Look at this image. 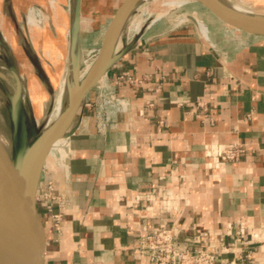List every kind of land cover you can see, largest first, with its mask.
Wrapping results in <instances>:
<instances>
[{
  "label": "crops",
  "instance_id": "1",
  "mask_svg": "<svg viewBox=\"0 0 264 264\" xmlns=\"http://www.w3.org/2000/svg\"><path fill=\"white\" fill-rule=\"evenodd\" d=\"M168 31L142 38L107 75L165 77L162 90L119 87L130 108L105 132L83 106L66 168L45 167L47 264H147L138 240L162 226L224 264H264V37L232 32L237 48L217 50L190 28ZM233 143L246 153L216 167L208 150ZM49 186L53 200L43 197ZM153 190L170 196L169 212L148 201Z\"/></svg>",
  "mask_w": 264,
  "mask_h": 264
},
{
  "label": "water",
  "instance_id": "2",
  "mask_svg": "<svg viewBox=\"0 0 264 264\" xmlns=\"http://www.w3.org/2000/svg\"><path fill=\"white\" fill-rule=\"evenodd\" d=\"M141 1L122 0L116 11L103 19L98 34L103 30V26L106 25V29L101 41L98 40L97 53L83 81L67 93L61 114L41 128L32 144L23 103L22 83L15 73L16 92L10 99L9 107L12 124L10 148L0 135V264H47V232L40 212L42 194L39 192L45 162L57 141L63 138L71 139L75 135L78 127L77 117L91 92L142 40L139 34L135 35L130 42L116 49L119 41L117 37L135 6ZM191 1L206 9L224 28L233 33L264 37V16L255 14L252 8L238 6L232 0L229 1L244 11H237L232 6L224 4L222 0ZM11 3V0H5L7 7H10ZM67 3L69 52L65 74L66 78L73 75L77 79L80 77L82 0H67ZM187 20L197 26L192 16L188 15ZM116 22L120 27L113 34ZM198 33L203 38L199 29ZM30 58L32 59L31 56ZM38 69L42 72L39 66Z\"/></svg>",
  "mask_w": 264,
  "mask_h": 264
},
{
  "label": "rangeland",
  "instance_id": "3",
  "mask_svg": "<svg viewBox=\"0 0 264 264\" xmlns=\"http://www.w3.org/2000/svg\"><path fill=\"white\" fill-rule=\"evenodd\" d=\"M11 1L12 5L7 7L5 0H0V9L3 17V25L11 29L16 37L15 42H18V34H20L21 41L28 53V57L23 53L21 57L17 55V58H15L16 55H14V58L19 64L21 63V60L27 62L19 67L21 70H19V73L21 76L23 75V101L29 127L30 144H32L35 139H37L41 128L43 129L47 124L54 120L53 113L56 110L57 104L64 103V99L66 98L61 92V85L62 80L66 75L65 68L67 67L69 52L68 3L67 0ZM51 2H55L56 6H58V10L56 9V11H53ZM121 2L122 0H82V30L80 34L79 55L80 75L84 74L87 66L93 61L97 53L98 40L101 39L103 33L102 30L98 34V29L102 24L103 19L108 14H113ZM232 2L244 8H251L259 3L264 7V1L259 2L257 0H247L248 3H244L242 0H232ZM175 8V6H161L158 8L156 5H152L146 0L139 2L132 11L131 20L135 19L134 21H136L133 24L132 33L127 34V32H123L120 39V46L130 42L135 35L139 34L141 38H143L142 36L147 27L159 16L161 17L160 20L163 22L161 32L171 29L178 30L179 28H185L186 30L190 28L192 32H198L197 26L192 22L182 21L183 12ZM262 11L264 12V10L259 12ZM30 12L33 13L35 19L39 22L38 26L41 28L39 37L34 45L35 52H33V48L26 38V35H28L26 17H28ZM198 19L203 20L202 17H199ZM137 22L140 25V28L136 32L134 31V26ZM129 26L130 25H127L126 27L128 28ZM159 26L160 23H157L156 27L158 28ZM0 38L4 44H0V135L6 145L10 148L12 124L9 107L10 99L13 96L14 83L12 77L7 71H9L10 65H12L13 58H11L8 53V45L3 41L1 36ZM88 41L94 43L92 47L93 49L90 46H85ZM38 66L42 72L39 71ZM1 73H3V75ZM96 91L97 88L91 92L90 96L96 93ZM65 150L68 152L67 159L69 157V147H65ZM59 156L60 150L52 149V153H50L45 162L43 171L45 170V167L53 164V162L60 165ZM43 222L46 224L44 218Z\"/></svg>",
  "mask_w": 264,
  "mask_h": 264
},
{
  "label": "built area",
  "instance_id": "4",
  "mask_svg": "<svg viewBox=\"0 0 264 264\" xmlns=\"http://www.w3.org/2000/svg\"><path fill=\"white\" fill-rule=\"evenodd\" d=\"M168 80L165 77L155 79L151 75H143L135 77L131 72L125 71L115 76L110 83L101 82L97 86L95 98L89 96L84 106L94 109L97 120V127L100 132H105L114 127L116 117L119 113L127 112L130 108V101L126 97H120L117 89L123 86L146 88L148 92H160ZM189 105V102H181L179 105ZM153 106L152 103H149ZM113 107L115 111H110ZM193 107L203 112L205 120H210L208 116L207 103L205 101H196ZM164 124L163 120L159 121V125ZM70 140V139H68ZM69 155L74 151L69 143ZM246 153V147L240 143H233L226 146L215 145L208 150V154L214 158L215 166L218 167L225 161L233 162L241 158ZM46 199H54L52 195V187L49 186L48 191L43 195ZM161 201V208L164 212L171 210V198L159 190H153L148 201ZM55 228L59 230L60 216L55 215ZM244 236V233H241ZM248 245L252 242L248 241ZM184 245V246H183ZM138 250L147 261V264H224L219 262L216 253L206 248H189L184 244L179 234L173 229L166 226L151 230L142 234L138 240ZM250 257V255H248ZM227 264H236L235 260Z\"/></svg>",
  "mask_w": 264,
  "mask_h": 264
},
{
  "label": "bare ground",
  "instance_id": "5",
  "mask_svg": "<svg viewBox=\"0 0 264 264\" xmlns=\"http://www.w3.org/2000/svg\"><path fill=\"white\" fill-rule=\"evenodd\" d=\"M146 1L151 3L152 5H156L158 8L161 6H163V7L175 6L177 8V10L183 12L182 21H188L187 20L188 15L195 18V20L197 22V27H198L202 37L207 42H209L214 48H216L218 50H221V49L230 50L231 48H234V49L237 48L234 45L235 43H234V39L232 37V31L225 29L223 27V25L218 20H216L206 9H204L203 7L198 5L197 3H195L191 0H146ZM222 1L224 4L232 6L237 11H240V12L244 11L240 7L233 5L232 2H230L229 0H222ZM51 5H52L53 11H56L58 6H56L55 2H51ZM151 12H153V11H151ZM255 14L260 15V16H264L263 11L262 12L257 11V12H255ZM131 17H132V14L130 15L126 24L123 26L121 34L119 35V37H117L119 40L117 42V45H116L117 50L121 47L120 46L121 45L120 39L123 35V32L125 31V32H127V34L132 33V27L136 21H134L135 19L131 20L132 19ZM199 17H202L203 20L198 19ZM160 18L161 17L159 16L158 18H156L152 22V24L150 23L151 25H149L147 27L144 35L142 36L143 38H150V37H152L156 34H159L161 32V30L163 28V26H162L163 22L160 20ZM157 23H160V26L158 28L156 27ZM38 24H39V22L35 19V16L33 15V13L30 12V14H28V17H26V27H27V34H28V35H26V38L30 42V45L33 48L32 49L33 52H35V46L34 45L36 43V40L39 37V33L41 30V28L38 26ZM127 25H130V26L127 28L126 27ZM139 26L140 25L137 22V24L134 26V31L137 32V30L140 28ZM118 27H120V25L118 26V22H116V24H114V26H113V30H112L113 34H115L117 32ZM105 29H106V25L103 28V33H104ZM16 31H17V29H16ZM103 33H102V36H103ZM0 36L3 38V41L8 45V47H9L8 53L10 54L11 58H13L12 59V65H10L9 71H7V73L10 74V76L12 77V80L14 83L13 95L16 92L15 73H17L18 78L20 79V81L22 83V89H23V94H24V83L22 80L23 75L22 76L20 75L19 72L21 70L19 69V67L21 65L26 64L27 62L24 60L23 61L21 60L20 61L21 63L19 64L18 62H16L15 58H17V55H19V57H21V55L23 53L28 57L27 49L24 47V44L21 41L20 34H18V37L20 39L18 38V42H15L16 37L14 36L11 29H9L7 26L3 25V17L1 14V9H0ZM102 36H101V39H102ZM101 39H100V41H101ZM0 44L4 45L1 38H0ZM93 45H94V43L88 41V43L85 46H90L92 48ZM112 46H113V44H112ZM14 55H16V57ZM90 65H91V63L87 66L84 74L81 73L82 75H80V77L77 79L73 75H71L70 78H66V75H65V77L62 80V85H61V92H62L63 96H66L67 93H69L74 88V86H78L79 84H81V82L83 81V79L85 77V73L89 69ZM1 74L3 75V73H1ZM106 81H107V76L103 77V79H102L103 83H106ZM23 103H24V101H23ZM62 109H63V103H58L56 106V110L53 113L54 119L57 118L61 114ZM109 110L114 111L115 109L113 107H111V108H109ZM68 146H69V140L67 138H63V139H60L59 141H57V143L54 145V148H53V149L60 150V156H59L60 157V166L63 168H66L65 159L68 155V152H66L65 147H68ZM51 153H52V151H51ZM51 157H53V156H51Z\"/></svg>",
  "mask_w": 264,
  "mask_h": 264
}]
</instances>
